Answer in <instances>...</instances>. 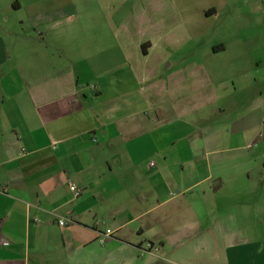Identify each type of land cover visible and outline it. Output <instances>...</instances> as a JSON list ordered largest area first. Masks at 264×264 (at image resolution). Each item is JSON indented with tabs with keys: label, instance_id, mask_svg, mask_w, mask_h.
I'll return each instance as SVG.
<instances>
[{
	"label": "crops",
	"instance_id": "1",
	"mask_svg": "<svg viewBox=\"0 0 264 264\" xmlns=\"http://www.w3.org/2000/svg\"><path fill=\"white\" fill-rule=\"evenodd\" d=\"M238 1L0 0V264H264V24L207 33Z\"/></svg>",
	"mask_w": 264,
	"mask_h": 264
},
{
	"label": "rangeland",
	"instance_id": "2",
	"mask_svg": "<svg viewBox=\"0 0 264 264\" xmlns=\"http://www.w3.org/2000/svg\"><path fill=\"white\" fill-rule=\"evenodd\" d=\"M250 1V0H248ZM240 2V3H239ZM243 0H239L235 6V8L225 11L224 13H219L211 22L207 23L208 27V34L209 37H211L210 40L216 38H220L221 35L226 36L228 34L230 35H236L237 33H242L244 29L242 28H251L252 30L254 29L253 26V20L257 18L262 19V23L264 24V6L262 9V14H255L253 8H248V4L244 5L242 4ZM209 12V11H207ZM251 21V24H250ZM252 26H248V25ZM206 28V27H205ZM227 29V31H226ZM260 35H264V25L261 27ZM264 40V39H263ZM203 47L202 45H199V50H202ZM234 95V94H233ZM234 96H231L230 98L225 101L229 107H231V104L233 101H236L234 99ZM228 107V109H229ZM262 148V153L264 155V141L261 140V144L258 145ZM96 225L101 228L103 231L106 229H109L110 222L109 219L103 218L99 221H97ZM141 254V252H140ZM142 255V254H141ZM134 264H143V257H136L134 258Z\"/></svg>",
	"mask_w": 264,
	"mask_h": 264
},
{
	"label": "built area",
	"instance_id": "3",
	"mask_svg": "<svg viewBox=\"0 0 264 264\" xmlns=\"http://www.w3.org/2000/svg\"><path fill=\"white\" fill-rule=\"evenodd\" d=\"M70 190L75 193V196H78V193L76 192L75 187H70ZM59 225L60 226H64L65 222L64 221H59ZM111 235H112V232L110 230H107L103 236L104 237H109ZM146 249L148 251H151L152 250V246L151 245H147Z\"/></svg>",
	"mask_w": 264,
	"mask_h": 264
},
{
	"label": "trees",
	"instance_id": "4",
	"mask_svg": "<svg viewBox=\"0 0 264 264\" xmlns=\"http://www.w3.org/2000/svg\"><path fill=\"white\" fill-rule=\"evenodd\" d=\"M206 14H209V12H206Z\"/></svg>",
	"mask_w": 264,
	"mask_h": 264
}]
</instances>
